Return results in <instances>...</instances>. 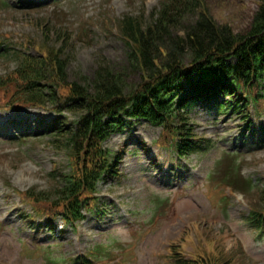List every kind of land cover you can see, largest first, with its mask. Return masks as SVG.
I'll use <instances>...</instances> for the list:
<instances>
[{"label": "rangeland", "instance_id": "1", "mask_svg": "<svg viewBox=\"0 0 264 264\" xmlns=\"http://www.w3.org/2000/svg\"><path fill=\"white\" fill-rule=\"evenodd\" d=\"M162 1L35 0L28 4L26 0H0V42L29 46L34 55L35 44L60 47L59 41L45 38V32L55 30L68 38L64 44L68 82L87 87L93 84L96 71L107 66L126 75L131 89L140 75L129 71V49L119 34L118 20L150 13ZM200 1L212 20L235 34L249 29L258 7L257 0ZM196 14V10L189 11L178 30L189 27ZM14 69V59L0 58V78ZM49 115L30 108L0 111V264H69L68 259L87 250L86 262L78 264H168L167 256L174 255L170 249L177 247L188 258L209 255L212 260H229L228 264H264V234H258L246 217L248 211L260 209V191L233 197L227 184H206V174L217 167L220 154L235 151L249 162L241 174L264 185V147L251 144L262 138L261 132L247 130L232 114L225 116L198 103L191 113L195 132L210 139L211 147L203 154L179 159L155 144L158 127L134 123L106 143L109 149L123 147L125 154L119 167L122 177L98 186L104 212L87 214L76 227H63L59 233V227L53 232L41 227L36 232L17 211L18 206H26L7 193L31 188L52 192L58 183L55 177L67 171V156L47 136L24 140L14 136L16 126L11 120L32 126L35 117ZM230 157L235 166L242 160L241 155ZM160 252L166 256L161 262Z\"/></svg>", "mask_w": 264, "mask_h": 264}, {"label": "trees", "instance_id": "2", "mask_svg": "<svg viewBox=\"0 0 264 264\" xmlns=\"http://www.w3.org/2000/svg\"><path fill=\"white\" fill-rule=\"evenodd\" d=\"M257 3L243 34L217 24L201 8L200 0H165L150 13L123 16L118 29L129 49L128 68L140 75L131 89L126 75L107 66L96 71L93 84L87 87L68 82L69 60L64 53L68 38L55 30L45 32V38L59 41L58 49L35 44L42 56L27 50L11 54L15 69L0 78V104L3 100L16 109L51 106L57 112L66 109L72 116H59L46 132L53 146L66 154L67 172L55 177L58 183L52 192L33 188L22 193L21 199L37 214L51 219L60 215L65 223H75L94 201L97 185L119 175L121 156L105 149L103 142L123 128L124 117L161 127L158 143L187 156L202 152L206 142L190 123V103L205 100L243 116L250 102L256 109L264 107V0ZM193 10L196 20L180 32L178 24ZM222 96L228 99L218 100ZM258 191L259 212L264 210V185ZM171 251L172 264H228L209 255L187 258L179 247Z\"/></svg>", "mask_w": 264, "mask_h": 264}]
</instances>
